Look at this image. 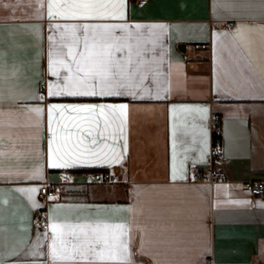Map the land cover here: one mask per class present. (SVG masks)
I'll return each instance as SVG.
<instances>
[{
    "label": "crops",
    "instance_id": "obj_1",
    "mask_svg": "<svg viewBox=\"0 0 264 264\" xmlns=\"http://www.w3.org/2000/svg\"><path fill=\"white\" fill-rule=\"evenodd\" d=\"M70 2L0 0V264H264V193L245 184L264 179V0H126L93 15ZM116 25L142 27L104 31ZM85 42L93 59L106 44L124 46L117 58L131 52L135 98L47 95L67 66L75 72ZM83 104L127 105L123 134L118 113H48ZM197 108L207 112L188 110ZM217 123L227 179L194 180L213 157ZM80 137L90 151L65 156ZM57 149L68 167H47ZM91 169H106L107 181H89ZM44 183L57 185L58 200L43 197ZM41 207L46 227L36 222ZM53 222L100 225L109 245L113 229L103 226L124 225L128 260L65 259L73 252L60 240L53 260Z\"/></svg>",
    "mask_w": 264,
    "mask_h": 264
},
{
    "label": "snow or ice",
    "instance_id": "obj_2",
    "mask_svg": "<svg viewBox=\"0 0 264 264\" xmlns=\"http://www.w3.org/2000/svg\"><path fill=\"white\" fill-rule=\"evenodd\" d=\"M52 4H48L49 12L48 15L51 17L53 13L51 11ZM67 8L72 9H83L87 11L88 15H93L96 10L99 9H124L126 6V0H72V2L64 5ZM101 17L105 13L99 14ZM115 17V13H111ZM121 18L123 13L120 14ZM115 27H119L122 31H127L131 27L137 29L141 28V25H116L113 28L105 26L104 31L111 36L112 31ZM153 28L164 29V25H155ZM84 31H88V27L84 26ZM51 40L52 37H49ZM115 39V38H113ZM85 51L81 52L80 59L75 60L76 70L73 72L71 66L68 67V74L63 76L62 84H49L48 85V96H67V97H111V96H125L131 95L134 98L137 93L133 90L134 81L137 78L139 72V65L136 64L131 68L132 65L131 52L127 54V60L123 56L117 58L115 53H123V45H105L103 49L93 59L88 51V44L85 42ZM68 56H73L71 50L67 53ZM53 75L59 76V73L53 72ZM142 82L143 75L139 76ZM44 99L43 96L40 97ZM189 111H198L206 113V108L188 109ZM34 111L40 112L42 109H34ZM67 111L71 113H90L105 115L110 113L115 115L119 114L121 118V134H123L124 123L126 121L127 105H105V104H83V105H51L48 108L49 116L53 112ZM89 119L85 117V120ZM97 126L99 121L95 120ZM87 137H92L91 128H82ZM90 143L92 145L97 144V139L92 137ZM83 146V150L90 151L85 146V138L80 137L75 145H65L64 155L71 158L73 154ZM126 148V144H125ZM57 150H50L49 157L47 160V167L49 168H62L68 167V161L56 153ZM80 155H83L81 152ZM79 158V156H77ZM29 192H36L37 189H28ZM51 229V240H52V253L53 260L57 257V241L60 240L65 246H70L73 255L68 257H62L65 259H80L89 260L93 257L97 259L107 260H128L126 241L122 240L121 237L124 235L125 226L121 224L116 225H104V230L107 232L109 228L113 229L111 240L112 244L109 245V237L107 235L101 236L99 234L100 225L91 224H57L53 222L49 225ZM117 230L119 234H117ZM70 238V239H69ZM97 247H100L101 252L97 254ZM110 248L111 250L123 249V253L116 252V254L104 256L103 252L105 249Z\"/></svg>",
    "mask_w": 264,
    "mask_h": 264
},
{
    "label": "built area",
    "instance_id": "obj_3",
    "mask_svg": "<svg viewBox=\"0 0 264 264\" xmlns=\"http://www.w3.org/2000/svg\"><path fill=\"white\" fill-rule=\"evenodd\" d=\"M138 5L144 6L147 3V0H135ZM230 27V25L228 26ZM196 48L201 47V44L197 43L194 45ZM45 87V83L42 84V88ZM218 121V117L215 119ZM217 129L215 124V130ZM225 156L224 151L221 147V145L215 146V151L213 154L212 159L209 163L203 166H198L193 171V179L194 180H205V181H221L227 179V171L219 167L217 165V161L220 159H223ZM80 176L79 173L73 172V173H62L61 179L62 182H71L75 181L76 178ZM87 177L89 181L91 182H99V181H107L108 174H105L103 172H95L90 171L87 172ZM246 187L249 189V191L252 193L254 197L261 195L264 193V179L260 178H253L245 182ZM40 193L43 195V197L48 201H55L60 198V192L58 190V187L56 184L52 183H44L40 187ZM49 217L46 211L45 207L39 208L37 215H36V222L41 227H46L48 223Z\"/></svg>",
    "mask_w": 264,
    "mask_h": 264
},
{
    "label": "trees",
    "instance_id": "obj_4",
    "mask_svg": "<svg viewBox=\"0 0 264 264\" xmlns=\"http://www.w3.org/2000/svg\"><path fill=\"white\" fill-rule=\"evenodd\" d=\"M216 127H217V129L214 131V142H215V145H219V144H221V140H222L220 124L217 123ZM82 171L83 170H79L78 172L81 173ZM91 171L103 172V173L107 174L106 169H91Z\"/></svg>",
    "mask_w": 264,
    "mask_h": 264
}]
</instances>
